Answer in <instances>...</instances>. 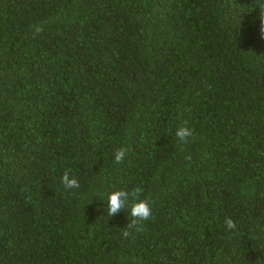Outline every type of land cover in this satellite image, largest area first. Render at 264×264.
<instances>
[{"label": "trees", "instance_id": "16d2710c", "mask_svg": "<svg viewBox=\"0 0 264 264\" xmlns=\"http://www.w3.org/2000/svg\"><path fill=\"white\" fill-rule=\"evenodd\" d=\"M262 5L0 0V264H264Z\"/></svg>", "mask_w": 264, "mask_h": 264}, {"label": "clouds", "instance_id": "9594fccd", "mask_svg": "<svg viewBox=\"0 0 264 264\" xmlns=\"http://www.w3.org/2000/svg\"><path fill=\"white\" fill-rule=\"evenodd\" d=\"M260 9V20H261V32L264 33V5L259 7ZM43 27L39 25L33 26V34L38 35L43 32ZM193 136V130L186 126L185 123H181L177 126L175 130V137L180 145H185L189 142V138ZM183 151V147H181ZM127 155V149L118 148L114 152V161L119 164L122 163ZM189 158V157H186ZM61 183L66 189H76L79 188V181L74 176L70 177L67 172L61 177ZM143 193V188L140 186L135 187L131 191L128 190H115L111 192L108 196V216H116L121 213L124 209L129 210V214L132 217L130 223H128L127 228H135L141 226L144 221L149 220L152 216V208L147 199H141L140 196ZM225 226L228 230H235L236 223L232 218H226ZM122 235L125 238H128L131 235V232L124 230ZM136 264H139L137 261Z\"/></svg>", "mask_w": 264, "mask_h": 264}]
</instances>
